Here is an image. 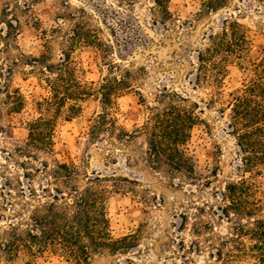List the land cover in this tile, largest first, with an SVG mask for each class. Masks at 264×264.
<instances>
[{
    "label": "rangeland",
    "instance_id": "rangeland-1",
    "mask_svg": "<svg viewBox=\"0 0 264 264\" xmlns=\"http://www.w3.org/2000/svg\"><path fill=\"white\" fill-rule=\"evenodd\" d=\"M204 1L169 0L171 20L163 26L151 0H135L130 7L116 0H0V34L8 31L7 21L17 29L16 39L8 48L0 38L1 65H10L20 53L36 58L50 53L52 61H58L60 36L81 20L83 10L91 25L100 28L99 38L112 50L105 55L83 46L71 53L82 81L101 83L111 63L132 71L144 69L135 88L117 99L120 125L130 132L139 127L148 115L146 105L153 103L154 95L163 87L196 103L204 123L194 129L187 145L198 181L191 184L179 176L173 180L163 169L149 168L143 138L123 147L90 141L89 127L101 110L96 98L83 103L76 116L69 118L66 112L55 116L38 105L50 96L39 66L33 70L21 63L12 66L8 85L19 89L26 102L19 114L7 119L9 124L0 123V232L20 221L17 213L22 208L25 211L21 215L26 217L37 205L27 188L30 184L37 188L38 181L24 178L19 164L25 159L14 152L24 145L26 123L40 116H55V153L39 155L40 160L52 163L55 159L78 165L89 174L138 182L134 187L137 194L110 191L107 202L113 237L136 234L138 247L127 255H93L88 264H257L250 258L225 257L220 261L216 253L218 248L224 253L233 251L231 244L221 246L233 227L219 210L228 204L222 198L226 187L250 184L264 204V166L246 167L229 127L232 94L256 80L247 61L264 59V10L256 0H232L224 9L209 13L202 7ZM227 19L246 29L248 52L246 61L228 62L222 85L214 88L196 81L197 53L210 45L209 36L221 33ZM57 25L60 32L51 33ZM27 167L31 171L32 166ZM245 243L250 245L247 240ZM27 263L28 257L21 253L7 264ZM30 264L67 263L45 254Z\"/></svg>",
    "mask_w": 264,
    "mask_h": 264
},
{
    "label": "trees",
    "instance_id": "trees-1",
    "mask_svg": "<svg viewBox=\"0 0 264 264\" xmlns=\"http://www.w3.org/2000/svg\"><path fill=\"white\" fill-rule=\"evenodd\" d=\"M116 1L130 7L135 0ZM151 1L165 26V21L171 20L169 0ZM230 1L205 0L202 7L205 12H218ZM256 1L264 10V0ZM81 12V20L68 33L60 36L62 49L58 61L53 62L50 53L37 58L20 53L10 65L0 64V123L9 124L7 119L19 114L26 102L19 89H11L8 85L12 66L21 63L30 70L39 66V75L50 93L49 98L38 103L39 106L53 111L55 116L66 112L70 118L80 113L82 104L88 99L96 98L101 110L89 127L93 144L108 143L113 147H123L134 139L143 138L146 162L151 170L163 169L173 180L179 176L191 184L198 181L187 150L194 129L204 124L198 105L163 87L154 95L153 103L146 105L148 115L142 124L134 131L126 130L116 116L117 99L135 88L144 69L132 71L111 63L109 74L101 83L82 81L71 53L79 47L90 46L106 55L112 47L99 38L100 28L93 27L86 12ZM6 25L8 31L4 35L1 33L0 38L8 48L10 41L16 39L17 29L9 21ZM59 32V26L51 30L53 34ZM209 42L207 48L197 53L196 81L219 88L228 62L231 59L246 61V29L237 21L224 20L221 33L209 36ZM247 62L256 80L232 94L229 127L244 155V164L256 169L264 166V59ZM140 100L146 104L142 96ZM55 116H40L28 121L24 145L14 150L25 159L19 164L24 178L38 181L37 188L32 184L27 188L29 198L37 205L28 211L26 217L21 215L25 211L22 208L17 213L20 221L9 224L0 232V264L11 262L21 253L28 257L27 264L45 254L57 256L67 264H88L93 255H127L138 247L136 234L113 237L107 213L110 191L135 195L137 181L115 175L89 174L75 164L39 159V155L51 156L55 153ZM28 165L32 166L31 171H28ZM21 192L23 196L24 192ZM222 198L228 204L219 207V210L233 227L231 236L223 240L221 246L231 244L233 251L228 249L224 253L222 248H218L217 259L250 258L257 264H264V204L256 197L254 187L245 182L228 185Z\"/></svg>",
    "mask_w": 264,
    "mask_h": 264
}]
</instances>
